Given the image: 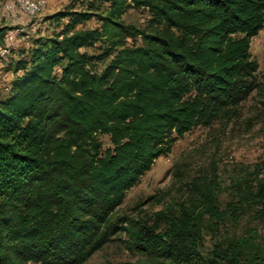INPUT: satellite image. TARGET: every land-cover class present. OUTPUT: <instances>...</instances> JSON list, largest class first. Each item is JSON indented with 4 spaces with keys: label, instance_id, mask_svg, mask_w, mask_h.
I'll use <instances>...</instances> for the list:
<instances>
[{
    "label": "trees",
    "instance_id": "obj_1",
    "mask_svg": "<svg viewBox=\"0 0 264 264\" xmlns=\"http://www.w3.org/2000/svg\"><path fill=\"white\" fill-rule=\"evenodd\" d=\"M130 8L147 10L148 29L123 21ZM50 17L67 22L33 39L0 99V264H84L121 233L141 255L131 264H264L255 229L199 249L204 228L236 223L245 205L264 219V177L224 209L208 183L152 224L113 220L177 138L234 116L258 87L250 39L264 0H95ZM92 18L98 27L77 28Z\"/></svg>",
    "mask_w": 264,
    "mask_h": 264
},
{
    "label": "rangeland",
    "instance_id": "obj_2",
    "mask_svg": "<svg viewBox=\"0 0 264 264\" xmlns=\"http://www.w3.org/2000/svg\"><path fill=\"white\" fill-rule=\"evenodd\" d=\"M94 1L47 0L45 10L35 16L29 17L19 11H15L14 16L7 13L14 21L0 45V99L9 93L10 82L15 76L14 62L25 55L33 39L54 35L67 22L66 17L56 21L50 16L59 11L84 10ZM19 18L21 21H15ZM122 19L140 29H148L150 24V16L142 8L128 9ZM98 26L92 18L77 28ZM85 51L94 55L101 52L97 46ZM250 55L258 64L255 79L259 85L241 103L237 113L210 125L196 126L177 138L170 153L155 159L151 169L125 193L122 204L114 212V221L129 217L152 224L155 212L186 201L195 194L196 185H214L220 209L228 202H238L239 190L246 187L254 190L257 179L264 177V23L250 39ZM97 67L100 70L102 64L98 63ZM100 141L103 149L110 146L108 137L100 136ZM259 209L257 205H245L236 223L227 222L218 232L204 228L199 247L201 254L207 256L213 245L228 234L247 235L249 229H255L264 237V219ZM126 239L124 233L117 234L84 264L136 262L141 255L126 248Z\"/></svg>",
    "mask_w": 264,
    "mask_h": 264
},
{
    "label": "built area",
    "instance_id": "obj_3",
    "mask_svg": "<svg viewBox=\"0 0 264 264\" xmlns=\"http://www.w3.org/2000/svg\"><path fill=\"white\" fill-rule=\"evenodd\" d=\"M46 4L47 0H0V5L10 16H14L15 11L28 16H35L45 10ZM11 37L9 35L8 38Z\"/></svg>",
    "mask_w": 264,
    "mask_h": 264
},
{
    "label": "crops",
    "instance_id": "obj_4",
    "mask_svg": "<svg viewBox=\"0 0 264 264\" xmlns=\"http://www.w3.org/2000/svg\"><path fill=\"white\" fill-rule=\"evenodd\" d=\"M20 15V14H19ZM31 17V16H29ZM14 19L10 18L7 14V12H5V10L2 8V6H0V26H7L9 27L11 25V22H13ZM15 21H21V19L19 18L18 20ZM19 23V22H17Z\"/></svg>",
    "mask_w": 264,
    "mask_h": 264
}]
</instances>
